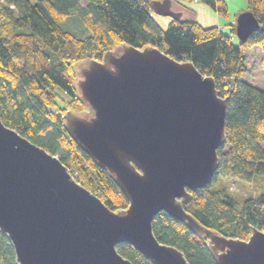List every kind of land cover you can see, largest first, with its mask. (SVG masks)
I'll return each mask as SVG.
<instances>
[{
    "label": "water",
    "instance_id": "95a60500",
    "mask_svg": "<svg viewBox=\"0 0 264 264\" xmlns=\"http://www.w3.org/2000/svg\"><path fill=\"white\" fill-rule=\"evenodd\" d=\"M171 18V0H152ZM249 9L235 17L240 42L258 29ZM74 90L84 109L61 114L67 133L111 177L127 199L121 209L75 180L57 155L31 142L0 118V232L16 264H131L115 244L128 242L153 264H190L182 251L160 241L151 221L162 211L204 244L216 264H264V227L246 238L204 226L183 203L210 183L225 142L227 97L213 76L190 59L158 46L126 42L101 59L74 64Z\"/></svg>",
    "mask_w": 264,
    "mask_h": 264
},
{
    "label": "trees",
    "instance_id": "16d2710c",
    "mask_svg": "<svg viewBox=\"0 0 264 264\" xmlns=\"http://www.w3.org/2000/svg\"><path fill=\"white\" fill-rule=\"evenodd\" d=\"M0 0V118L31 142L58 156L82 186L115 210L127 199L106 171L72 140L62 123L65 109L80 111L74 90V64L85 57L101 59L105 49L126 42L158 46L175 59H190L203 74L212 75L218 94L226 96L225 142L217 147L218 166L210 183L190 191L184 209L200 223L227 237L246 238L250 227H264V90L242 79L249 48L261 50L264 67V0H247L258 29L235 39L216 25L204 26L188 5L193 0H171L182 10L163 29L153 18L152 0ZM218 14L226 0H200ZM74 12L88 31L77 36L60 25ZM253 181L256 192L237 198L221 174ZM153 234L178 247L190 264H216L205 237L194 234L165 211L154 214ZM131 264H153L128 242L115 244ZM0 264H16L12 244L0 232Z\"/></svg>",
    "mask_w": 264,
    "mask_h": 264
},
{
    "label": "rangeland",
    "instance_id": "374dc122",
    "mask_svg": "<svg viewBox=\"0 0 264 264\" xmlns=\"http://www.w3.org/2000/svg\"><path fill=\"white\" fill-rule=\"evenodd\" d=\"M80 2L81 4L86 5L85 0H80ZM246 2L247 0H226V13L217 15V18L219 19L218 25L221 30L225 32L230 31L229 28L231 23H234L236 15L240 13L241 10L246 8ZM171 8L176 10L178 9V5L172 2ZM150 12L153 18L160 24V26L165 29L170 16L159 14L154 10H150ZM60 25L80 37L88 33L85 26H83L82 22L74 12H71L67 18L61 21ZM260 54L261 50H259V47L256 45H253V47L248 49L245 57L246 70L242 79L257 85L264 90V67L260 64ZM259 144L264 148V139L260 140ZM256 178H258L257 180L259 181L256 183L258 186L257 188L264 186V175L259 174ZM221 180L222 182L228 184L229 189L234 191L237 198L239 199H243L246 196L254 194L257 190L255 189L253 181H245L241 178L233 177L228 175L227 172H223L221 174Z\"/></svg>",
    "mask_w": 264,
    "mask_h": 264
},
{
    "label": "crops",
    "instance_id": "0c3cea01",
    "mask_svg": "<svg viewBox=\"0 0 264 264\" xmlns=\"http://www.w3.org/2000/svg\"><path fill=\"white\" fill-rule=\"evenodd\" d=\"M188 5L192 8V10H194L193 12L196 20H199L202 25L207 27L209 25H216L219 27V19L217 18L218 13L209 6L200 0H193L192 2L188 3Z\"/></svg>",
    "mask_w": 264,
    "mask_h": 264
}]
</instances>
